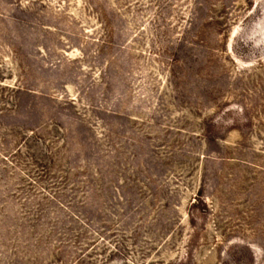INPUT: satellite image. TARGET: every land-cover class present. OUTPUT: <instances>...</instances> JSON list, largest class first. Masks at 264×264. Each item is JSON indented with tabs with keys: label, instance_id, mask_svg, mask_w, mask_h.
<instances>
[{
	"label": "rangeland",
	"instance_id": "obj_1",
	"mask_svg": "<svg viewBox=\"0 0 264 264\" xmlns=\"http://www.w3.org/2000/svg\"><path fill=\"white\" fill-rule=\"evenodd\" d=\"M0 264H264V0H0Z\"/></svg>",
	"mask_w": 264,
	"mask_h": 264
}]
</instances>
